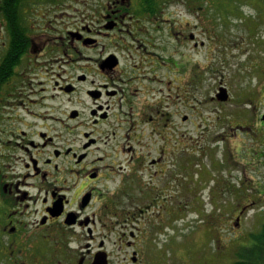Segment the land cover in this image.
<instances>
[{
	"label": "flooded vegetation",
	"instance_id": "af4514ba",
	"mask_svg": "<svg viewBox=\"0 0 264 264\" xmlns=\"http://www.w3.org/2000/svg\"><path fill=\"white\" fill-rule=\"evenodd\" d=\"M173 2L0 0V264H171L156 241L188 193L189 118L172 76L212 39L202 1ZM232 190L210 193L238 224L256 202Z\"/></svg>",
	"mask_w": 264,
	"mask_h": 264
},
{
	"label": "rangeland",
	"instance_id": "374dc122",
	"mask_svg": "<svg viewBox=\"0 0 264 264\" xmlns=\"http://www.w3.org/2000/svg\"><path fill=\"white\" fill-rule=\"evenodd\" d=\"M176 1L173 9L184 10ZM200 1L212 39L198 50L190 44L183 48L198 64L197 73L172 76L174 104L183 105L189 117L177 124L185 133L188 170L182 176L188 193L182 205L173 203L167 210V226L156 245L168 249L171 264H180V257L186 264H234L239 252L252 250L264 223V158H259L264 152V0ZM191 14L186 17L194 21ZM157 43L164 45L160 38ZM166 43L168 50L175 48ZM220 85L229 91L228 102L211 100ZM220 180L230 183L237 204L247 198L256 202L240 226L235 211L218 212L213 205L210 191Z\"/></svg>",
	"mask_w": 264,
	"mask_h": 264
},
{
	"label": "trees",
	"instance_id": "16d2710c",
	"mask_svg": "<svg viewBox=\"0 0 264 264\" xmlns=\"http://www.w3.org/2000/svg\"><path fill=\"white\" fill-rule=\"evenodd\" d=\"M259 158H264V152L261 153ZM242 251L238 254L239 258L234 264H264V223L261 226L260 233L254 235L252 250L247 254Z\"/></svg>",
	"mask_w": 264,
	"mask_h": 264
},
{
	"label": "water",
	"instance_id": "95a60500",
	"mask_svg": "<svg viewBox=\"0 0 264 264\" xmlns=\"http://www.w3.org/2000/svg\"><path fill=\"white\" fill-rule=\"evenodd\" d=\"M215 98H217L221 102H227L230 98L228 89L226 87H221L219 90V93L216 95ZM262 120L264 121V115H263Z\"/></svg>",
	"mask_w": 264,
	"mask_h": 264
},
{
	"label": "bare ground",
	"instance_id": "6f19581e",
	"mask_svg": "<svg viewBox=\"0 0 264 264\" xmlns=\"http://www.w3.org/2000/svg\"><path fill=\"white\" fill-rule=\"evenodd\" d=\"M260 173V172H259Z\"/></svg>",
	"mask_w": 264,
	"mask_h": 264
}]
</instances>
